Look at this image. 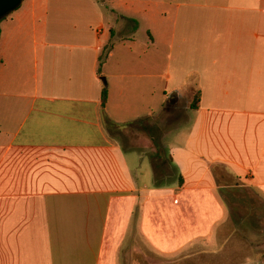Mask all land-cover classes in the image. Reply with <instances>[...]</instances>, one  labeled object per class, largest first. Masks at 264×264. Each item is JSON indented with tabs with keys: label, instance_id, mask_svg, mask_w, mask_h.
I'll use <instances>...</instances> for the list:
<instances>
[{
	"label": "crops",
	"instance_id": "obj_1",
	"mask_svg": "<svg viewBox=\"0 0 264 264\" xmlns=\"http://www.w3.org/2000/svg\"><path fill=\"white\" fill-rule=\"evenodd\" d=\"M193 91L168 146L182 185L155 189L106 120ZM239 199L264 230V0H22L0 21V264H118L141 242L240 252Z\"/></svg>",
	"mask_w": 264,
	"mask_h": 264
},
{
	"label": "rangeland",
	"instance_id": "obj_2",
	"mask_svg": "<svg viewBox=\"0 0 264 264\" xmlns=\"http://www.w3.org/2000/svg\"><path fill=\"white\" fill-rule=\"evenodd\" d=\"M194 91L186 93L185 96H189L188 100L185 97L182 99L172 102L170 106L152 117L150 121L144 122L141 126H131L125 129L115 130L112 135L114 139L125 149V150H140L145 152L147 156L155 152L154 140L160 144V153L163 156L162 163L149 161L151 166L160 167L166 174H172V166L169 163V145H174L179 141L181 135L185 132L188 121L187 114L189 112L190 104L192 103ZM191 111V110H190ZM170 134L168 139L167 135ZM148 161V160H147ZM149 161L146 163L147 167H150ZM159 164V165H157ZM169 187V186H168ZM226 201H227V197ZM231 202V200H229ZM238 203L229 204L236 211L234 219L245 217L246 224L243 235L245 241H242L252 247H241L240 252H235L234 247H224L220 253L212 254L209 247H203L202 251L199 247H187L185 251L177 256L166 258L151 250V247H128L122 251L118 264H212L213 262H224L227 261H253V264L264 263V230L261 229L259 224L253 221V217L259 216L262 218V212H253L250 210L251 206L248 200L239 199ZM235 204V206H234ZM234 206V207H233ZM262 221V219H261ZM262 225V224H260ZM251 249V250H250ZM207 251V252H206Z\"/></svg>",
	"mask_w": 264,
	"mask_h": 264
},
{
	"label": "trees",
	"instance_id": "obj_3",
	"mask_svg": "<svg viewBox=\"0 0 264 264\" xmlns=\"http://www.w3.org/2000/svg\"><path fill=\"white\" fill-rule=\"evenodd\" d=\"M101 61H102V56H101ZM200 96H201L200 91H196L194 93L193 100H192V103L190 104V108H189L191 111L198 110L199 103H200ZM106 101H107V88H106L105 82H103L102 83V90H101V107L102 108H104ZM167 106H168V104H167ZM151 119H152V117L141 119L139 121H136L134 123H130V124L126 125V127H131L134 125L141 126L144 122L150 121ZM106 125H107V128L109 130V133H111V134L115 130H120L119 127L115 126L114 124H112L108 120H106ZM153 143L155 145V152L152 153L151 155H149L148 157L150 158L151 161L159 162V164H164L165 161H163V156L160 153V149H159L160 144L156 140H154ZM168 160H169V163L171 164L172 163L171 159L168 158ZM162 162H164V163H162ZM159 164H157V165H159ZM155 168H156L155 169L156 171H154V167H152L153 179H154L153 186L155 189L168 187L173 183H176L179 187L182 185V178H181V176L178 175L177 170L173 166H172V174L171 175L166 174V172L163 169H161L160 167H157L156 165H155Z\"/></svg>",
	"mask_w": 264,
	"mask_h": 264
},
{
	"label": "water",
	"instance_id": "obj_4",
	"mask_svg": "<svg viewBox=\"0 0 264 264\" xmlns=\"http://www.w3.org/2000/svg\"><path fill=\"white\" fill-rule=\"evenodd\" d=\"M22 0H0V21L14 12Z\"/></svg>",
	"mask_w": 264,
	"mask_h": 264
}]
</instances>
